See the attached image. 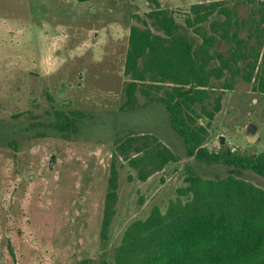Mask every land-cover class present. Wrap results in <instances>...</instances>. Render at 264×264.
<instances>
[{
  "label": "rangeland",
  "instance_id": "obj_1",
  "mask_svg": "<svg viewBox=\"0 0 264 264\" xmlns=\"http://www.w3.org/2000/svg\"><path fill=\"white\" fill-rule=\"evenodd\" d=\"M213 1L236 5L242 19L260 6L253 0L158 3L198 41L184 15L193 4ZM153 8L148 0H0V264L110 263L126 227L155 206L165 212L190 174H236L264 190V178L249 169L188 157L164 104L137 91L136 106L120 110L130 28L146 25L160 33L148 17ZM243 75L231 90H224L223 80L211 84L206 107L213 110L218 95L222 102L212 120L202 115L199 121L207 127L209 152L264 153V93ZM62 114L69 129L59 127ZM131 136L162 143L176 160L141 180L142 165L134 169V153L123 154L120 146ZM112 166L118 172L115 214L103 240Z\"/></svg>",
  "mask_w": 264,
  "mask_h": 264
},
{
  "label": "trees",
  "instance_id": "obj_2",
  "mask_svg": "<svg viewBox=\"0 0 264 264\" xmlns=\"http://www.w3.org/2000/svg\"><path fill=\"white\" fill-rule=\"evenodd\" d=\"M148 1L154 6L148 17L161 34L146 25L130 28L123 69L128 81L120 110L136 106V92L140 91L147 99L165 105L170 125L182 137L188 157L249 169L264 178V153L242 155L222 148L209 152L204 147L207 127L199 123L202 115L212 120L220 111L221 95L215 97L213 110L206 107L213 81L223 80L224 90H231L244 73L248 82L254 80L253 88L264 93V65L259 64L264 62V1L253 0L260 6L244 19L236 5L224 1L191 5L184 25L198 41L182 33L181 25L158 0ZM242 30H247L246 37L240 36ZM221 42L228 44L225 52L217 49ZM166 84L170 89L163 96L156 95ZM64 116L59 127L69 129L70 120ZM120 146L123 154L134 153L129 160L134 169L142 165L141 180L176 160L165 145L152 144L145 137H128ZM117 179L112 166L102 219L103 240L115 214ZM185 183L165 212L155 206L147 218L126 227L110 263L88 259L75 264H264V190L236 174L221 178L190 174Z\"/></svg>",
  "mask_w": 264,
  "mask_h": 264
},
{
  "label": "water",
  "instance_id": "obj_3",
  "mask_svg": "<svg viewBox=\"0 0 264 264\" xmlns=\"http://www.w3.org/2000/svg\"><path fill=\"white\" fill-rule=\"evenodd\" d=\"M205 119L204 121H202V123H205ZM255 133V132H254ZM248 139L251 141L252 140V137L251 136H248ZM223 140H224V137H220V143L223 144Z\"/></svg>",
  "mask_w": 264,
  "mask_h": 264
}]
</instances>
